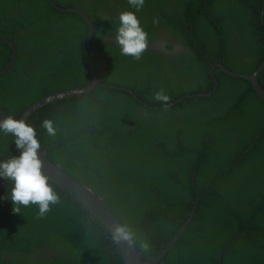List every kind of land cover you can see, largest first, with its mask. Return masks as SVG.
Masks as SVG:
<instances>
[{
	"label": "trees",
	"instance_id": "trees-1",
	"mask_svg": "<svg viewBox=\"0 0 264 264\" xmlns=\"http://www.w3.org/2000/svg\"><path fill=\"white\" fill-rule=\"evenodd\" d=\"M102 1L58 0L87 8L99 85L30 117L40 148L104 200L144 260L163 251L198 201L160 264H218L230 240L223 264H264V102L249 80L220 68L216 93L199 96L214 88L213 64L253 74L264 62V0H180L165 24L142 20L141 10L149 43L167 28L182 52L172 59L144 52L139 60L104 40L115 38L120 14L110 17ZM89 31L83 17L53 0H0V38L18 48L15 65L0 74V114L18 119L50 95L88 86ZM12 54L0 42V69ZM259 81L264 88V70ZM161 90L167 104L154 98ZM14 139L0 133V161L19 155ZM49 181L59 203L45 217L35 205L14 212L12 185L0 181V264H124L101 222Z\"/></svg>",
	"mask_w": 264,
	"mask_h": 264
},
{
	"label": "clouds",
	"instance_id": "clouds-1",
	"mask_svg": "<svg viewBox=\"0 0 264 264\" xmlns=\"http://www.w3.org/2000/svg\"><path fill=\"white\" fill-rule=\"evenodd\" d=\"M127 2L135 11L120 13L114 42L119 47L121 55L139 60L148 47L149 39L136 13L143 9L146 0H127ZM154 98L162 104H167L170 100L163 90L156 92ZM42 127L48 135H55L53 121H43ZM0 133L11 134L15 138L14 144L19 153L0 161V180L10 182L12 185L7 198L15 206L14 212L19 213L20 206L35 205L38 208V215L45 217L52 206L59 203V196L49 178L42 172V161L37 151L41 145L36 130L25 121H18L8 116L0 120ZM117 234L124 239L130 237V233H127L124 228L117 229Z\"/></svg>",
	"mask_w": 264,
	"mask_h": 264
},
{
	"label": "water",
	"instance_id": "water-1",
	"mask_svg": "<svg viewBox=\"0 0 264 264\" xmlns=\"http://www.w3.org/2000/svg\"><path fill=\"white\" fill-rule=\"evenodd\" d=\"M58 0H54V5L65 12H74L82 16L89 24V36L87 40L85 41V59L88 64L89 70L92 74V82L88 86L84 87H78L75 89L58 92L53 95H50L34 105H32L30 108H28L23 115L20 118H14L16 120H23L26 123H28L30 117L39 111L41 108L54 103L56 101L69 98L72 96H79L82 94H86L91 92L95 87L99 85V77L96 72L95 66L93 64V61L90 56V47L92 38L94 36V30L95 26L89 15H87L85 12L81 10H74V9H63L58 6ZM262 17V24L264 25V10L261 14ZM0 42L5 43L9 45L12 49V58L9 62V64L0 69V74H3L7 71H9L17 62L18 60V48L15 45V42L13 39H4L0 38ZM216 68H220L224 72H226L229 76L236 77V78H242L249 80L254 90L256 91L257 95L263 100L264 102V88L260 84L259 81V75L264 70V62L260 65V67L253 73V74H244L239 73L235 71H231L226 66H224L223 63H215L212 65L211 68V75L214 80V88L212 91L199 94V96L204 97H210L216 93V91L219 88V82L215 76L214 70ZM164 107H167L164 105ZM9 115L6 112H3L0 114V120H4ZM13 118V117H12ZM48 150L39 148L38 151V157L42 161V172L51 180L53 183H55L58 187H60L62 190H64L68 195H70L74 200L79 202L84 208H86L91 214L94 215L96 219H98L101 224L107 229V231L110 233V235L113 237L116 245L118 246V249L122 255L124 264H160L166 255L171 251V249L176 245V243L179 241L181 236L186 231L188 225L193 220L196 210H197V203L195 204L192 213L188 217V219L185 221L179 232L175 235V237L172 239L170 243L163 249V251L155 258L150 260H144L142 254L136 247L135 243L133 242L131 236L128 239H124L122 237H119L117 234V229L124 228L125 231L128 233L127 229L124 227V225L121 223L119 218L113 213V211L108 207V205L104 202V200L97 196L93 190L83 185L81 182H79L76 178H74L72 175H70L68 172H66L60 165L54 163L49 157H48ZM2 181V180H0ZM232 240H230L223 251L221 252L219 263L223 264L224 255L226 252V249L231 244Z\"/></svg>",
	"mask_w": 264,
	"mask_h": 264
},
{
	"label": "flooded vegetation",
	"instance_id": "flooded-vegetation-1",
	"mask_svg": "<svg viewBox=\"0 0 264 264\" xmlns=\"http://www.w3.org/2000/svg\"><path fill=\"white\" fill-rule=\"evenodd\" d=\"M54 1V0H53ZM123 0H104L102 1V7H107L106 13L114 18L117 17L121 12L126 11V9H122L121 5ZM211 2H214L215 0H210ZM71 2V0H70ZM126 2V1H124ZM58 3V2H57ZM128 3V2H127ZM89 0H84L83 5H88ZM181 4L180 0H146V3L143 7V14H139V17L142 19H145L146 22H161L163 24L166 23L170 19V15L173 13L174 9L179 7ZM54 5V3H53ZM55 6V5H54ZM58 6L63 9H74V10H81L86 13V9L83 7H74V8H65L61 7L59 4ZM56 7V6H55ZM57 8V7H56ZM58 9V8H57ZM61 12L60 9H58ZM264 10V6L262 11ZM74 13V12H72ZM77 14V13H75ZM87 14V13H86ZM262 14V12H261ZM79 15V14H78ZM88 15V14H87ZM82 17V16H81ZM142 19V20H143ZM262 21V17H261ZM156 40L152 43H148V47L145 50V53L147 52H155L156 54H160L164 58H175L178 54H180L181 51V45L178 44L176 41L177 38L174 37V33H170L167 28H163V30L159 31L156 34ZM107 42H114V38H105ZM115 43V42H114ZM172 46L169 47V46ZM171 48V49H170Z\"/></svg>",
	"mask_w": 264,
	"mask_h": 264
}]
</instances>
